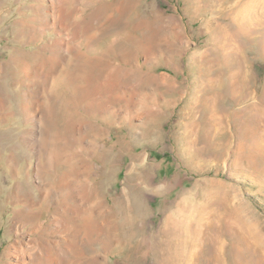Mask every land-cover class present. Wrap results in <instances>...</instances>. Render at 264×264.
<instances>
[{
  "label": "rangeland",
  "instance_id": "obj_1",
  "mask_svg": "<svg viewBox=\"0 0 264 264\" xmlns=\"http://www.w3.org/2000/svg\"><path fill=\"white\" fill-rule=\"evenodd\" d=\"M0 4V264H154L178 220L189 264H242L237 242L262 264L264 0ZM133 186L137 248L113 207Z\"/></svg>",
  "mask_w": 264,
  "mask_h": 264
},
{
  "label": "bare ground",
  "instance_id": "obj_2",
  "mask_svg": "<svg viewBox=\"0 0 264 264\" xmlns=\"http://www.w3.org/2000/svg\"><path fill=\"white\" fill-rule=\"evenodd\" d=\"M5 1V0H4ZM60 1V0H59ZM64 1V0H63ZM66 1V0H65ZM72 1V0H71ZM69 0V2H71ZM211 1V0H209ZM213 1V0H212ZM62 2V1H61ZM4 3V2H3ZM68 3V2H67ZM65 4V2H64ZM2 7V4H0ZM4 5V4H3ZM244 10V9H243ZM3 16L0 15V20L3 19ZM5 18V17H4ZM245 21V19H244ZM243 21V22H244ZM25 24V23H24ZM247 24V23H246ZM28 26V25H27ZM36 27H30L29 31L34 33L36 31ZM30 35V34H29ZM60 42V41H59ZM58 48V47H57ZM55 51V50H54ZM63 52V51H62ZM206 63V62H205ZM99 72V71H98ZM89 73V72H88ZM86 75V74H85ZM94 75V74H93ZM207 75V74H206ZM88 76V75H87ZM111 77H113L111 75ZM111 77H107L106 83L108 84L111 80ZM106 78V77H105ZM94 79V78H93ZM245 80V79H244ZM114 82V80H111V82ZM110 82V83H111ZM104 83V84H106ZM235 83V82H234ZM246 83V82H245ZM103 84V85H104ZM114 85V83H112ZM227 84V83H226ZM231 84L228 83L227 87H230ZM236 85V84H235ZM245 85V84H244ZM90 86V85H89ZM109 86V85H106ZM225 86V84H224ZM232 86V85H231ZM88 88V87H87ZM235 88V87H234ZM233 88V89H234ZM231 89V88H230ZM237 89V87H236ZM235 90V89H234ZM226 91V90H225ZM230 91V90H228ZM111 92V91H110ZM234 92V91H233ZM226 93V92H225ZM230 93V92H229ZM103 94V93H102ZM107 94V93H106ZM231 94V93H230ZM26 95L22 97V108H25L27 112V118L29 121H33L37 126L40 125L39 121L37 120V114L31 110V108L28 106V102L26 101ZM117 100V98H116ZM122 100V99H121ZM120 101V98H119ZM205 103V102H204ZM238 103V102H237ZM92 106V105H91ZM24 110V109H23ZM242 115V114H241ZM260 121H262L258 116L252 120V122H247V127L248 124L251 126L252 129L259 128L260 126ZM41 126V125H40ZM42 131L43 128L41 127ZM256 132V131H255ZM42 132H41V137H42ZM256 135V134H255ZM35 138V137H34ZM26 142L30 145L31 139L27 137ZM34 140V139H33ZM258 144L261 147L264 146V137H259L258 139ZM32 144V143H31ZM259 146V147H260ZM257 147L252 155L257 156V157H262L264 158V150L262 148ZM39 149V147H38ZM39 152V151H38ZM39 154V153H38ZM248 156V155H247ZM114 157H118V155H115ZM103 159V157H102ZM136 157L133 158L135 160ZM55 160V158H53ZM100 160V159H99ZM105 161V158H104ZM136 161V160H135ZM52 162V161H51ZM51 164V163H50ZM105 165V164H104ZM132 169V168H131ZM108 174V173H107ZM108 175H106L107 177ZM133 177V176H132ZM107 179V178H106ZM134 179L129 177V182L131 183ZM106 181V180H105ZM135 181V180H134ZM105 183V182H104ZM147 183V181H146ZM141 189V188H140ZM139 188L136 186L131 187L130 192H129V197L125 194L121 195L123 197L114 199L113 207H118L117 214L119 216H124L123 221L120 220L119 224L117 223L118 227L120 228V231L124 235L125 238H127L128 244H132V247L136 245L139 246L142 241L137 242L138 238L140 236H144L145 234L148 233L146 226L140 225V220L143 218L144 215V204H145V192L141 191ZM116 214V215H117ZM177 219V218H176ZM179 221V220H178ZM163 222L162 226L159 227L156 231L152 229V234L151 238L154 240L153 241V246L151 248L152 251V257H153V263L154 264H189V259L191 262L194 260V256L188 255L186 258L183 256V253L179 252V240L177 239L179 236H187L189 234V231L191 229V226L185 224V223H180V222ZM247 226V225H246ZM201 227V226H200ZM202 228V227H201ZM201 228H196L194 229L195 233L198 234L200 233ZM254 230V229H253ZM202 231V230H201ZM236 231V230H235ZM244 233V232H243ZM255 235V234H254ZM256 237V236H254ZM257 238V237H256ZM259 238V237H258ZM261 238V237H260ZM253 239V238H252ZM255 240V239H254ZM259 240V239H258ZM136 242V244H135ZM249 242V240H248ZM255 242V241H254ZM260 242V240H259ZM258 244V242H255ZM264 243V242H263ZM246 244V243H245ZM254 244V243H253ZM256 246V245H253ZM258 246V245H257ZM256 246V247H257ZM261 247V246H260ZM259 248V247H258ZM258 248H256L258 250ZM264 249V248H263ZM254 250V249H252ZM135 252V251H134ZM251 247L244 246L242 243L237 242L235 247H234V254L236 256V260H240V263L243 264V262L247 259L246 254L251 253ZM255 253V252H253ZM51 256L52 254L49 253ZM257 254V253H256ZM129 256V255H128ZM131 256V255H130ZM256 256V255H255ZM57 257L58 254H57ZM149 257V256H148ZM130 259V257H129ZM140 260V259H138ZM137 260V261H138ZM134 264H144L143 260L136 262L134 261ZM262 264H264V260L261 261ZM245 264H261L260 262L256 261L255 258L251 262H246Z\"/></svg>",
  "mask_w": 264,
  "mask_h": 264
}]
</instances>
